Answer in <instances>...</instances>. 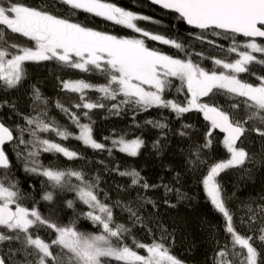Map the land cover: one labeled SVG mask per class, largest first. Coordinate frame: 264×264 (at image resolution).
Returning a JSON list of instances; mask_svg holds the SVG:
<instances>
[{"label":"snow or ice","instance_id":"snow-or-ice-1","mask_svg":"<svg viewBox=\"0 0 264 264\" xmlns=\"http://www.w3.org/2000/svg\"><path fill=\"white\" fill-rule=\"evenodd\" d=\"M58 2L68 6L71 15L82 11L103 17L132 29L151 41L185 51V45L178 40L149 32L136 23L138 20H150V17L137 15L105 0ZM152 3L178 13L180 19L202 32L210 30L212 35L223 34L225 38H231L232 46L226 51L236 53L238 58L234 61L214 59V65L222 69L217 72L201 67L190 55L187 59H180L150 48L145 39L119 38L75 22L70 16H58L44 6L36 8L25 5L20 0H0V82L6 90L18 88L27 78L25 64L28 62L54 60L62 66L82 72H95L106 81L102 84H92L83 79L62 81L63 90L79 94L80 103L72 107L88 110L77 114L59 101L56 102V107L79 130L78 134L48 116V100L36 85L32 86V107L36 114L24 116L28 127H18V135L14 137L13 131L0 122V170H3L0 174V245H9L6 252L0 253V264H184L163 243L170 234L162 226L159 241L144 243L132 234V227L137 225L151 232L145 216L141 214V210L148 205L153 209L157 208V202L146 195L149 190L163 188L165 194L175 192L178 200L186 199L179 188L163 183L149 184L137 169L121 170L116 165L112 171L129 178V189L138 188L140 191L135 193L134 200L118 199L108 203L105 202L108 200L107 193L103 200L99 198V193L103 191L99 175L88 179L83 170L54 168L44 165L40 160L43 153L62 154L69 160L83 159L80 153L39 135L49 132L60 140L74 138L86 147L107 151L109 155L113 150H118L130 157H137L145 146V140L141 136L126 139V134H114L112 138H104L111 140V147H108L94 138V121L89 114L93 109L108 107L110 113L118 115L129 105L136 111L168 109L176 114L177 119L193 110L203 114L204 119L210 123L209 130L205 133L203 143L193 142L188 146L186 163L192 170L207 165L202 184L211 204L224 217L225 231L230 237L229 242L216 252L213 264H258V261L259 264H264V257H261L260 251L254 246V240L264 243V224L255 237L239 233L233 223V213L227 207L222 185L217 179L228 169L244 168L248 173L252 169L246 168V165L262 163L255 153L250 154L244 147L238 146V142L249 131L264 137V77H258L260 83L257 85L239 78V74L249 71L248 65L252 62L264 64V59L253 55L264 54V43H259L256 39L264 38V0H152ZM9 33L26 38L33 42L32 46L9 41ZM236 36L248 39L241 45L236 41ZM197 38L203 40L206 37L200 35ZM172 78L181 83L177 91H182L186 86V91L190 94L186 102L166 98L165 93L172 87ZM86 90L100 95L96 100H90ZM218 94L228 95L230 99H243L229 106L232 112L202 99ZM118 97L121 98L118 103L111 106L103 103L104 100L117 101ZM241 104L244 105L242 119L235 111ZM5 106L13 109L16 107L7 100L0 101V108ZM82 118H86L88 122L82 123ZM250 122L251 127H246ZM144 123L160 130L161 137L153 142L152 147L162 153L167 146L169 131L166 119H149ZM136 127L140 125L137 124ZM192 127L190 124H183L178 135L189 137L191 133L188 129ZM216 129L226 134L222 143L229 157L209 165L204 150L211 148L212 132ZM25 133L31 139L26 140ZM14 140L15 154L21 160L23 170L45 177L48 182L41 196L42 200L51 202L56 190L72 191L88 210L76 211L75 201L68 200L67 207L72 208L75 215L65 225L43 216L35 207L29 209L23 206L20 201L26 197L20 191L18 183L9 179L11 163L4 149L6 143ZM161 140L165 143L162 144ZM20 145H24L23 151L19 150ZM260 151L264 154V144ZM179 175L177 172L175 178L178 179ZM72 178L79 183H72ZM117 187L124 190L121 185ZM259 199L264 201V196ZM164 203L169 207L176 206L168 200ZM115 208L128 213L132 227L114 219ZM245 208L250 229L258 217L264 220V203L255 208L252 203H247ZM81 218L91 221L98 231H81L77 227ZM240 223H245L244 218L240 219ZM42 227L53 230L55 238L50 241L41 238L39 229ZM129 239L130 244L127 242ZM13 244L18 247H13ZM139 250H144L145 254H141ZM18 254L22 259L16 258Z\"/></svg>","mask_w":264,"mask_h":264},{"label":"trees","instance_id":"trees-1","mask_svg":"<svg viewBox=\"0 0 264 264\" xmlns=\"http://www.w3.org/2000/svg\"><path fill=\"white\" fill-rule=\"evenodd\" d=\"M20 2L36 8L44 6L46 10L58 16H70L75 22L119 38L145 39L148 47L176 58L187 59L190 55L195 63L200 64L205 69L220 72L222 69L214 65V59L226 58L229 61H234L238 58L236 53L226 51L232 46L233 41L231 38H225L223 34L221 36L212 35L210 30L202 32V30L194 29L180 19L178 14L159 9L148 0H105V2L113 3L140 16L150 17V20H138L136 23L149 32L178 40V42L185 45V51L181 52L170 45L151 41L141 36L140 33H136L122 25H117L103 17H97L82 11H76L75 15H71L68 6L60 4L58 0H20ZM200 35L206 38L203 40L198 39L197 37ZM7 38L11 42L25 46H32L33 43L18 34L9 33ZM235 39L241 45L247 41L246 38L240 36H236ZM209 41L213 43H209ZM257 42L264 43L261 40ZM197 53L202 55H197ZM253 55L258 59H264L262 53H253ZM25 68L27 69V78L23 80L18 88L6 90L0 82V101L7 100L16 105L14 109L7 106L0 108V120L13 131L14 137L18 135V127H28L24 116L36 114L33 112L32 107V86L36 85L48 100V116L55 119L58 124L66 126L70 131L78 134L79 130L69 120L68 116L56 107V102L59 101L77 114L88 110L72 107L74 104L80 103L79 94L63 90L62 81L83 79L92 84H102L106 82L105 78L95 72L86 73L79 69L62 66L54 60L38 63L28 62L25 64ZM248 68L249 71L239 74V78L253 85L259 84L258 77H264V64L252 62L248 65ZM180 87V81L172 78V87L165 93L166 98L181 103L186 102L190 94L187 93L186 86L182 91H177ZM86 94L87 98L93 101L100 95L92 90H86ZM119 99L121 98L118 97L117 101L104 100L103 103L111 106L118 103ZM202 99L232 112L233 110L229 106L243 98L230 99L228 95L218 94ZM235 111L242 119L244 105L241 104L240 108ZM89 114L94 121L92 125L93 136L98 142L111 147V140H105V137L112 138L114 134L115 136L126 134V139H133L136 136H141L145 140V146L141 149L140 154L137 157H130L118 150H113L112 154L109 155L107 151L93 150L86 147L81 141L74 138L60 140L49 132L39 133V135L42 138L55 140L67 146L70 150L80 153L83 159L69 160L62 154L43 153L40 156L41 162L54 168L83 170L88 179L99 175L101 177L100 188L103 189L99 193V198L103 200L105 193H107L108 200L105 202L108 203L118 199L122 201L134 200L135 193L140 191L138 188L129 189L127 187L129 178L121 177L115 171H112L116 165H119L121 170L126 168L137 169L149 184L163 183L169 184L173 188H179L186 195V199L178 200L175 192L165 194L163 188L149 190L146 193L157 202L156 209L148 205L141 210V214L145 216L151 232L139 225L132 227L128 213L121 211L119 208L114 209V219L118 223L132 227V234L137 240L144 243H151L153 240L159 241L162 226L170 234L163 243L170 248L171 254L183 261L184 264H213L216 252L229 242L230 237L225 231L224 217L211 204L202 184L207 172V165H201L197 170H192L186 163L188 146L193 142L196 144L203 143L205 133L209 130L210 124L204 120L203 114L193 110L177 119L176 114L168 109L151 108L148 111H136L131 105L125 106L124 110L118 115L110 113L108 107L93 109ZM133 116H135V119H133ZM149 119H166L169 125L167 146L162 153H158L152 147L153 142L160 139L161 133L159 129L144 123L145 120ZM81 122L87 123L88 120L82 118ZM137 124L140 127H136ZM183 124L193 126L188 129L191 133L189 137L178 135ZM246 127H251V122ZM212 137L211 148L204 150L209 165L226 160L229 157L222 143L224 136L217 130H213ZM24 138L26 140L31 139L27 133H25ZM15 143V140L8 143L4 149L11 163L9 179L16 181L20 191L25 194L26 198L20 201L23 206L29 209L35 207L43 216L65 225L70 223L75 215L74 210L67 207L68 200L75 201L76 211L88 210L86 205L78 201L75 192L72 191L56 190L54 199L51 202L42 200L41 196L47 188L48 182L45 177L30 174L23 170V164L15 154ZM161 143L163 144L165 141L161 140ZM262 144H264V137H260L253 131L246 132L245 136L241 137L238 146L244 147L250 154L255 153L256 158L261 160L262 163L259 165H246V168L252 169L251 172L246 173L244 168L228 169L217 178L222 185L223 195L227 198V207L233 213V223L237 231L242 235H253L254 237L259 235L258 229L264 224V220L258 217L257 222L251 224L250 229L245 204L252 203L253 208H255L258 204L264 203L259 199L260 196H264V154L260 151ZM19 150L23 151L24 145H20ZM100 161H103V163H100ZM177 172L180 174L178 179L175 178ZM2 173L3 170H0V174ZM5 183L7 184L8 181H5ZM72 183L79 182L72 178ZM118 185L123 186L124 190L119 189ZM165 200L176 206L169 207L164 203ZM241 218H244V224L240 223ZM77 227L81 231H98V228L92 225L91 221L83 218L79 220ZM39 234L46 241L54 239L56 235L53 230L46 227L40 228ZM127 242L130 244L131 240L129 239ZM12 246L18 247L17 244ZM254 246L260 251L261 257H264V243L254 240ZM8 247L7 243L0 245V253L6 252ZM139 251L141 254H145L144 250ZM16 258L22 259L19 254ZM112 264H115V262H112Z\"/></svg>","mask_w":264,"mask_h":264},{"label":"water","instance_id":"water-1","mask_svg":"<svg viewBox=\"0 0 264 264\" xmlns=\"http://www.w3.org/2000/svg\"><path fill=\"white\" fill-rule=\"evenodd\" d=\"M152 5H154L155 7H157V8H159V9H162V10H165V11H169V12H173V11H171V10H168V9H164V8H162L160 5H157V4H154V3H152V0H148ZM173 13H175V12H173ZM175 14H178V13H175ZM179 15V14H178ZM188 25V24H187ZM188 26H190V25H188ZM190 27H192V28H194L193 26H190ZM194 29H196V28H194ZM197 30H200V29H197ZM240 37H242V36H240ZM244 38V37H243ZM246 39H248V38H246ZM257 39V41H259V40H261V41H264V38H256ZM205 120V119H204ZM206 121V120H205ZM0 122H2L1 120H0ZM207 123H209L208 121H206ZM3 123V122H2ZM210 124V123H209ZM6 126V125H5ZM221 135H223V136H225L226 134H224V133H221L218 129H216ZM239 143V142H238ZM8 143H6L5 145H4V147L7 145Z\"/></svg>","mask_w":264,"mask_h":264},{"label":"rangeland","instance_id":"rangeland-1","mask_svg":"<svg viewBox=\"0 0 264 264\" xmlns=\"http://www.w3.org/2000/svg\"><path fill=\"white\" fill-rule=\"evenodd\" d=\"M133 13H135V12H133ZM137 14V13H136ZM137 15H139V14H137ZM190 98V97H189Z\"/></svg>","mask_w":264,"mask_h":264}]
</instances>
